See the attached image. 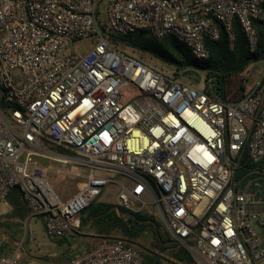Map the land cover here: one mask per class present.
I'll return each mask as SVG.
<instances>
[{"label":"built area","instance_id":"obj_1","mask_svg":"<svg viewBox=\"0 0 264 264\" xmlns=\"http://www.w3.org/2000/svg\"><path fill=\"white\" fill-rule=\"evenodd\" d=\"M254 20L264 0H0V205L17 189L28 219L63 238L112 186L118 216L159 221L188 257L165 244L153 264H264V188L248 183L264 175V73L230 103L111 39L172 35L205 60L218 24L233 40L237 23L254 50ZM38 157L80 169L78 191L61 200ZM10 241L0 232V264H23L22 241ZM144 263L133 244L101 236L65 264Z\"/></svg>","mask_w":264,"mask_h":264},{"label":"trees","instance_id":"obj_2","mask_svg":"<svg viewBox=\"0 0 264 264\" xmlns=\"http://www.w3.org/2000/svg\"><path fill=\"white\" fill-rule=\"evenodd\" d=\"M252 24L256 35L254 50L249 49L247 39L237 23L233 25V40H230L223 25L218 24L219 37L216 40L205 39L204 41L207 52L205 60L193 58L190 51L172 35L158 40L149 32L140 30L122 36L112 35L111 39L117 46L121 44L133 53L147 54L160 63L174 67L177 76L180 71H185L184 74H187L186 70L189 68L203 72L205 74L203 85L208 96L235 103L247 93L244 92V85L241 84V95L237 99L228 100L230 79L244 73L252 63L264 61V21L254 20ZM7 200L13 214L21 217L28 213L17 189L9 194ZM113 208L110 204L94 202L82 213L84 217L81 218V224L90 226L100 236H108L115 232L133 244L144 231L145 221L148 218L140 212L120 210V215H125L124 219L118 216ZM155 232L156 236L153 234ZM155 232L152 233L155 237L152 245L156 250L163 251L167 248L164 245L166 243L161 239L157 229ZM173 256L180 260L188 259L185 251L180 248L173 252ZM152 259L153 262H158L157 257Z\"/></svg>","mask_w":264,"mask_h":264},{"label":"rangeland","instance_id":"obj_3","mask_svg":"<svg viewBox=\"0 0 264 264\" xmlns=\"http://www.w3.org/2000/svg\"><path fill=\"white\" fill-rule=\"evenodd\" d=\"M82 47L87 49L89 44L84 43ZM118 47L161 69L174 71V67L160 63L158 60L147 54L140 55L136 52L133 53L130 49L121 44H118ZM186 71L188 72L187 74H184L185 71L178 72V76L182 81L189 83L196 88L203 85L205 75L203 72L193 68H189ZM263 73L264 61H257L252 63L244 73L233 76L229 81L227 99L234 100L241 95V84L244 85V92L249 93ZM37 159L48 169L47 180L52 185L55 194L61 200H65L78 191L79 183L82 181L81 178L77 177L81 173L80 169L72 165L55 161L54 159L41 157H38ZM260 167L261 164H255L252 166V168L256 170ZM244 173L245 171L237 172L236 178L238 179L243 176ZM252 181H261L264 188V175L256 174L251 176V180L248 181V183ZM115 195L116 188L111 186L107 191L105 190L100 197L106 202H110L115 199ZM0 210V212H2L0 214V232H4L8 239L12 240L10 242L22 241V247L26 253L22 260L23 264H65L70 258L83 253L85 247L88 248L91 244L101 238L93 228L82 224L79 232L76 234H69L63 238L50 237L44 231L43 217L39 216L34 219H28L27 216L19 217L12 213L8 200L0 205ZM141 214L145 215L143 212H141ZM83 217L84 215H81V218ZM152 223L151 226L146 224L141 236L133 242L134 247L144 255V264H153L152 258L154 257L152 256L154 254L152 252H156V248L152 245L155 238L153 234L156 236L155 229H157L161 239L165 241L164 243H166L169 248L165 255L177 259L173 256V252L178 249V247L171 242L163 225L157 220H152ZM153 231L155 233H153ZM255 231L261 246L264 248V228L256 226ZM108 236L120 237L115 232H112ZM8 247L9 251L13 248L12 244Z\"/></svg>","mask_w":264,"mask_h":264},{"label":"crops","instance_id":"obj_4","mask_svg":"<svg viewBox=\"0 0 264 264\" xmlns=\"http://www.w3.org/2000/svg\"><path fill=\"white\" fill-rule=\"evenodd\" d=\"M107 189H109V188H107ZM107 189H106V191H107ZM69 198V197H68ZM67 199V198H66ZM96 202H100V203H110V204H112L113 202H114V200L113 201H110V202H106L102 197H100ZM11 207V206H10ZM11 210H12V208H11ZM10 210V211H11ZM1 211V210H0ZM2 212H0V214H1ZM25 216H28V213L25 215ZM18 217V216H17ZM20 217V216H19ZM74 234H76V233H74ZM86 249H87V247H85V250L84 251H86ZM83 251V252H84Z\"/></svg>","mask_w":264,"mask_h":264}]
</instances>
